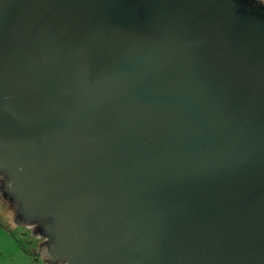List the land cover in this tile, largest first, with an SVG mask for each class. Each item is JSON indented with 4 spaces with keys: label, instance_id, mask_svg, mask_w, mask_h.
<instances>
[{
    "label": "water",
    "instance_id": "water-1",
    "mask_svg": "<svg viewBox=\"0 0 264 264\" xmlns=\"http://www.w3.org/2000/svg\"><path fill=\"white\" fill-rule=\"evenodd\" d=\"M0 199L44 264H264V0H0Z\"/></svg>",
    "mask_w": 264,
    "mask_h": 264
},
{
    "label": "rangeland",
    "instance_id": "rangeland-1",
    "mask_svg": "<svg viewBox=\"0 0 264 264\" xmlns=\"http://www.w3.org/2000/svg\"><path fill=\"white\" fill-rule=\"evenodd\" d=\"M1 231L8 235L0 240H8L0 246V262L4 264H44L37 253L38 240L31 236L30 231L12 224V215L0 199V235ZM8 257V260H7Z\"/></svg>",
    "mask_w": 264,
    "mask_h": 264
},
{
    "label": "crops",
    "instance_id": "crops-1",
    "mask_svg": "<svg viewBox=\"0 0 264 264\" xmlns=\"http://www.w3.org/2000/svg\"><path fill=\"white\" fill-rule=\"evenodd\" d=\"M1 234L2 235H0V238L2 237V236H6V235H8L7 233H4L3 231H1ZM6 242H8V240H0V246H4V245H6ZM7 260H8V257H7ZM5 263V260H2L1 262H0V264H4Z\"/></svg>",
    "mask_w": 264,
    "mask_h": 264
}]
</instances>
